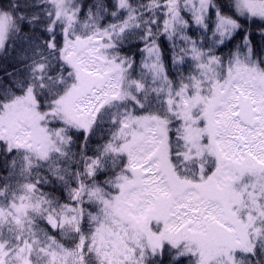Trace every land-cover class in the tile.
Here are the masks:
<instances>
[{
  "label": "snow or ice",
  "instance_id": "6c2138e0",
  "mask_svg": "<svg viewBox=\"0 0 264 264\" xmlns=\"http://www.w3.org/2000/svg\"><path fill=\"white\" fill-rule=\"evenodd\" d=\"M0 264H264V0H0Z\"/></svg>",
  "mask_w": 264,
  "mask_h": 264
}]
</instances>
